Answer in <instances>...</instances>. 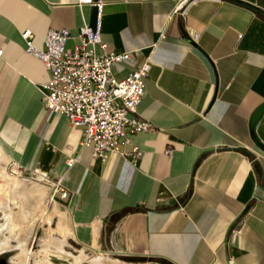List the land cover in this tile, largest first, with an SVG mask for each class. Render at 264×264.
Listing matches in <instances>:
<instances>
[{
    "label": "crops",
    "instance_id": "1",
    "mask_svg": "<svg viewBox=\"0 0 264 264\" xmlns=\"http://www.w3.org/2000/svg\"><path fill=\"white\" fill-rule=\"evenodd\" d=\"M85 27L133 53L118 80L152 63L137 118L155 131L134 138L137 167L116 153L93 161L83 130L43 106L49 72L22 33L43 47L51 30ZM0 51V152L49 187L62 181L70 199L52 231L65 245L122 264H264V151L252 139L264 145V114L251 130L264 0H0Z\"/></svg>",
    "mask_w": 264,
    "mask_h": 264
},
{
    "label": "built area",
    "instance_id": "2",
    "mask_svg": "<svg viewBox=\"0 0 264 264\" xmlns=\"http://www.w3.org/2000/svg\"><path fill=\"white\" fill-rule=\"evenodd\" d=\"M92 2L93 0H89ZM98 10L101 4H95ZM26 53L36 57L49 72L42 89L44 108L67 119L73 128L83 130L81 148L91 152L93 161L106 163L114 153L137 167L142 152L134 138L155 129L137 118L138 107L146 96V82L152 63L146 60L123 79L114 69L133 60V53L117 51L105 43L99 31L88 27L74 36L70 31L48 32L43 47L34 43V34L22 33ZM76 40V44H71ZM3 51H0L2 57ZM130 147L129 150H123ZM76 159L68 161L72 167ZM42 179H48L42 175ZM52 202H67L70 193L62 181L50 184Z\"/></svg>",
    "mask_w": 264,
    "mask_h": 264
},
{
    "label": "rangeland",
    "instance_id": "3",
    "mask_svg": "<svg viewBox=\"0 0 264 264\" xmlns=\"http://www.w3.org/2000/svg\"><path fill=\"white\" fill-rule=\"evenodd\" d=\"M9 180L17 182L11 193L5 188V182ZM0 201L7 203V208L16 218L20 217L22 222L36 227L28 264H91L98 258L94 252L65 245L59 236L53 235L57 232L52 230L58 225L60 202L50 200L49 186L40 175L12 162L3 152H0ZM9 234L0 233V238L9 237ZM101 258L109 264H122L123 261L120 257L107 255ZM116 260L119 262L113 263Z\"/></svg>",
    "mask_w": 264,
    "mask_h": 264
},
{
    "label": "bare ground",
    "instance_id": "4",
    "mask_svg": "<svg viewBox=\"0 0 264 264\" xmlns=\"http://www.w3.org/2000/svg\"><path fill=\"white\" fill-rule=\"evenodd\" d=\"M5 188L8 192H13L17 182L9 180L5 182ZM35 226L22 222L20 217L16 218L7 208V203L0 201V233L10 235L9 237L0 238V255L14 251V256L10 259L12 264H28L31 254L30 248L35 235ZM101 254L93 260L91 264H109L103 260Z\"/></svg>",
    "mask_w": 264,
    "mask_h": 264
},
{
    "label": "water",
    "instance_id": "5",
    "mask_svg": "<svg viewBox=\"0 0 264 264\" xmlns=\"http://www.w3.org/2000/svg\"><path fill=\"white\" fill-rule=\"evenodd\" d=\"M251 8V7H249ZM264 114V104L258 108V110L255 112V114L253 115L252 117V120H251V130H252V133L254 132V128L256 126V124L260 121V119L262 118ZM252 139L254 141V143L256 144V146L258 148H260L261 150L264 151V145L261 144L257 139L256 137L254 136V134H252ZM14 256V251H10L8 253H2L0 255V264H12L10 259Z\"/></svg>",
    "mask_w": 264,
    "mask_h": 264
},
{
    "label": "trees",
    "instance_id": "6",
    "mask_svg": "<svg viewBox=\"0 0 264 264\" xmlns=\"http://www.w3.org/2000/svg\"><path fill=\"white\" fill-rule=\"evenodd\" d=\"M144 261V260H143Z\"/></svg>",
    "mask_w": 264,
    "mask_h": 264
}]
</instances>
